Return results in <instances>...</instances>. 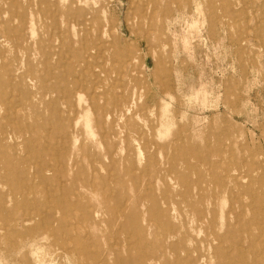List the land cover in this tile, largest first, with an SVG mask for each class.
Listing matches in <instances>:
<instances>
[{"label": "rangeland", "instance_id": "1", "mask_svg": "<svg viewBox=\"0 0 264 264\" xmlns=\"http://www.w3.org/2000/svg\"><path fill=\"white\" fill-rule=\"evenodd\" d=\"M11 2L0 0V28L9 25L15 35L11 42L0 31V131L11 136L0 140V158L21 157L31 181L19 171L7 175L0 164V264H74L72 250L84 252L83 264L103 252L107 264H137V237L117 214L138 198L145 207L177 209L176 193L184 188H203L211 197L215 187L207 181L226 167L246 176L240 185L247 203L255 205L259 195L264 201V0H158L147 15L152 29L132 35L138 0H17L13 8ZM57 12L70 20L68 30L54 26ZM79 27L101 44L95 61L116 71L98 91L130 93V113L113 125L92 110L86 117L79 112L91 94L87 85L98 81L69 70L79 54L60 40L82 36ZM72 76L66 102L61 85ZM18 120L34 126L16 137ZM36 134L40 139L26 148ZM40 158L42 181L34 174ZM7 177L34 187L12 190ZM165 186L174 201L168 206ZM224 197L226 207L231 199ZM96 210L94 219L82 217ZM166 232L152 220L140 249L155 250L150 239ZM169 240L182 251L178 236ZM241 247L245 253L246 242Z\"/></svg>", "mask_w": 264, "mask_h": 264}, {"label": "bare ground", "instance_id": "2", "mask_svg": "<svg viewBox=\"0 0 264 264\" xmlns=\"http://www.w3.org/2000/svg\"><path fill=\"white\" fill-rule=\"evenodd\" d=\"M16 2L17 0H12L11 8L14 7ZM138 7L139 8H137V11H136V17L138 18L136 19L134 23L135 24L134 27H132L131 30L129 31V35H132L133 33L143 34L152 29V26H153L152 21L150 17H148L147 15L155 12L156 8L158 7V0H138ZM57 13H58L57 16L59 15V17L57 21L55 20L53 21L54 26L56 28H59L60 26H62L64 30H68L67 28L71 24L70 20L68 19L67 16L64 15V13H61V12H57ZM81 23H79V25ZM43 26H45V24ZM90 26L93 27L92 24ZM79 28H80L82 36L78 35L79 32L78 33L76 32V34L74 35L75 38L73 40L70 41L69 37L62 38L60 40L62 44H64L65 49L67 50L73 49L76 53L79 54L78 55L79 56L78 65H76L77 67L73 65L72 68H70L69 70L72 72L73 71L78 72L79 75H82L83 77L94 76L98 80L97 82L94 80L95 81L94 85H91L89 87L87 85V88L90 89L91 94L88 100L84 101V103L81 105L79 112L80 114L81 113L85 114V117H86L89 111L92 110L93 113L99 116L98 117L99 122L105 121L108 124L113 125V123H115L117 120L119 119L122 120L127 113H130V103H131L130 93L128 94L124 93L121 96H111L107 94V92H109L108 89L107 91H104L101 93L98 91V89L102 88L103 83H108L110 75L115 74L116 71L113 69H106L100 66L95 61V58L101 52V44L97 43L96 41L94 42V41L87 40L90 32L86 31L85 29L86 34L83 35L84 34L82 32L83 28L82 27H79ZM94 30L98 31L99 28L94 25ZM0 31H3L4 34L6 33L5 35L8 38L7 39L8 41L12 42V40H14L15 35H14V32H10L13 30H11L9 25H6V27H4L3 29L0 28ZM57 33L56 32L53 33V35H55L54 37L55 38L57 37L56 39H59V37H62L61 35L60 36L57 35ZM94 36L96 37V35ZM142 37L144 38V36ZM117 50L120 53H122L121 56H124L125 54L124 48L117 45ZM10 70L11 69H9V71ZM8 79L10 80V78ZM34 79L37 81L36 77H33V78L30 77L29 81L32 82V80L34 81ZM74 81H75V78L73 76L70 78V81H68V79L66 78H64L62 81L63 82V84L61 85L63 86L62 95L66 99V102L70 101V96L72 92V89L68 87ZM15 84L16 83H14V85ZM11 88L13 89V86H11ZM20 88L21 86L19 87L18 90H20ZM21 90H24V89H21ZM0 94H1V91H0ZM101 96L103 99L102 101L103 104H100V102H98ZM13 116L17 117L16 114H14ZM20 120H18L17 129H15L13 132V135L16 137L17 135L15 133H17L20 129H22V127L25 128V131L27 132L28 129L31 130V127L34 126L32 122L23 126L22 121ZM85 121H86L85 126H87L88 122L86 118H85ZM8 138H11L10 132L0 131L1 141H3L4 139H8ZM26 139H27V143L25 146L26 148H28L31 146V144L34 145V142L36 140H39L40 137L38 136V134H36L34 138H32L33 140H29L28 138ZM106 152L109 153L108 151ZM0 164L2 165L7 175L13 174L19 171L23 173L25 178H27L28 180L30 179L29 178L30 173L29 172L27 173V166L21 157L16 156L14 158L12 157V154L6 153L2 156V158H0ZM36 165H37V170H35L34 174L38 181H42L45 178L43 174V169H44L43 159L40 158V160H38ZM33 166H32V169H33ZM96 170H98V168H96ZM194 170H196V168ZM222 174L223 176L219 177V174L214 172L211 174V178H210L211 181H207L208 184L210 183L215 187L214 190L210 192L211 197L206 196V194L203 193V190H202L203 188L202 189L199 188L195 190L184 188L183 190L177 191L176 193V195L178 194L177 196L180 199V201H176L177 209H174V208L168 209L166 207H159V206H154V207L146 206L145 207V203L143 201L140 202L139 201L140 199L138 198L137 205H133V207L130 208L129 210H121L117 214L118 216H121V215L124 216L125 224L127 226H130L129 228L133 230V232L135 233L137 237V241L133 245V247H135L137 250L136 254H134L135 263L137 264H264V232L256 231V229L260 225H264V201L262 200L261 197H259L260 195L258 196V199L256 200L255 205L247 203L248 201L244 200L243 195L246 192L245 190L246 186L243 187L242 186L243 184L240 185V182H241L240 180L245 178L246 176L240 170L236 168L229 169V167H226L223 170ZM199 176L201 178V182L206 181L204 179L205 177L202 174H199ZM6 182L10 184L12 190H17L18 188L22 186L23 187L25 186L28 188L34 187V184H28V181H26L27 183L23 185L22 183H19L18 181H14L10 177H7ZM167 187L165 188L166 192H168ZM248 188H250V186ZM162 190L163 189H161V191ZM250 191H251V188H250ZM227 192L229 193V199H231L230 201L231 203L225 207V202L227 201L224 197V194L225 193L227 194ZM165 194L166 196H164ZM165 194L163 195L165 197L164 198L165 206H168L169 204H173L174 201L169 196V192ZM212 195L214 198H212ZM163 196L161 197L163 198ZM253 197L254 196H252V198ZM140 198H141V195H140ZM64 202L65 201H61V203H64ZM180 204L184 206L183 210ZM97 211L98 210L93 211L91 215L89 214L82 215V217H85V219L89 221V219H94ZM172 219H176L178 223L172 222L171 221ZM152 220H154L155 222H163L164 226H166L167 232L163 235L156 234L157 237H153L152 239H150V241H153L155 244H157V247L155 250L151 251L149 249H140L138 243L142 244V243L148 242V240L144 237V235H145V231L150 229ZM140 221H142L144 225H142ZM91 222H90V226L93 229H96V224L93 223L94 225L93 224L91 225ZM50 233L52 234V236L56 234V232H50ZM171 236L179 237V242L181 243L183 247V249L181 248L182 250L181 252H183V254H181V252L179 251L176 245V241L172 242L169 240V237ZM243 242H246L247 244V251L245 250V253L243 251V248L241 247V244ZM72 251L74 254L75 253L77 254L74 257L75 259L72 260L73 263L83 264V263H80V258L84 256V252L83 251L77 252L76 250H72ZM106 253L103 252L101 256L97 254L98 255L97 257L93 256L92 261L89 264H107L108 259H107V256L105 255Z\"/></svg>", "mask_w": 264, "mask_h": 264}]
</instances>
